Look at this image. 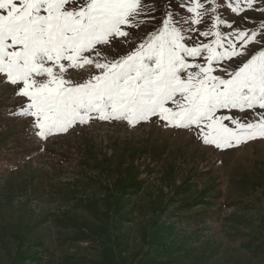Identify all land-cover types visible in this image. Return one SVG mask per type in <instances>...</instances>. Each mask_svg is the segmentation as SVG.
Listing matches in <instances>:
<instances>
[{"label": "rangeland", "instance_id": "374dc122", "mask_svg": "<svg viewBox=\"0 0 264 264\" xmlns=\"http://www.w3.org/2000/svg\"><path fill=\"white\" fill-rule=\"evenodd\" d=\"M12 96L0 87V264H264V139L220 151L156 123L94 120L44 142L6 114Z\"/></svg>", "mask_w": 264, "mask_h": 264}, {"label": "snow or ice", "instance_id": "6c2138e0", "mask_svg": "<svg viewBox=\"0 0 264 264\" xmlns=\"http://www.w3.org/2000/svg\"><path fill=\"white\" fill-rule=\"evenodd\" d=\"M222 8L255 23L242 13L264 0H0V87L19 100L6 114L44 142L94 120L220 151L264 139V21Z\"/></svg>", "mask_w": 264, "mask_h": 264}]
</instances>
